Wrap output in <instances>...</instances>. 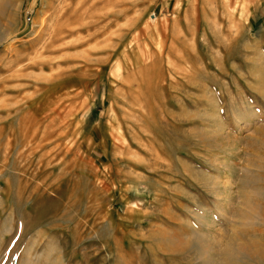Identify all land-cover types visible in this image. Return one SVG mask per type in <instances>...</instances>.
<instances>
[{"label": "rangeland", "instance_id": "rangeland-1", "mask_svg": "<svg viewBox=\"0 0 264 264\" xmlns=\"http://www.w3.org/2000/svg\"><path fill=\"white\" fill-rule=\"evenodd\" d=\"M0 32V264H264V0H0Z\"/></svg>", "mask_w": 264, "mask_h": 264}, {"label": "bare ground", "instance_id": "bare-ground-1", "mask_svg": "<svg viewBox=\"0 0 264 264\" xmlns=\"http://www.w3.org/2000/svg\"><path fill=\"white\" fill-rule=\"evenodd\" d=\"M45 24V23H44ZM72 30H73V28L72 27H70ZM70 29H68V31H69ZM4 31V30H3ZM71 31V30H70ZM65 32V31H64ZM73 32V31H72ZM1 33V32H0ZM58 33V32H57ZM56 33V34H57ZM2 34V33H1ZM61 34V33H60ZM62 36H64L65 34L63 33V31H62ZM67 34H68V32H67ZM66 34V35H67ZM73 34V33H72ZM74 34H76V33H74ZM14 35V34H13ZM16 36V35H15ZM57 37H59V34H58V36ZM67 37V36H66ZM69 37V36H68ZM16 38V37H15ZM2 39V38H1ZM13 39H14V36L12 37L11 35H6V36H4L3 37V41H5L7 44H11L12 43V41H13ZM11 46V45H10Z\"/></svg>", "mask_w": 264, "mask_h": 264}]
</instances>
